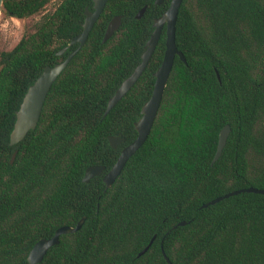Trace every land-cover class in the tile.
<instances>
[{"label": "trees", "instance_id": "trees-1", "mask_svg": "<svg viewBox=\"0 0 264 264\" xmlns=\"http://www.w3.org/2000/svg\"><path fill=\"white\" fill-rule=\"evenodd\" d=\"M154 1H107L50 88L36 128L14 146L9 136L25 92L45 66L76 49L56 56L82 32L92 0H57L11 50L0 51V264H28L37 241L83 217L81 229L60 236L39 264H168L161 246L169 264H264V195L200 208L232 191L264 190V0L182 1L175 45L185 63L174 58L148 138L105 189L103 175L137 136L134 123L163 59L164 30L140 78L103 117L171 0ZM53 2L3 0L2 12L26 20ZM115 16L121 25L102 43ZM225 125L230 134L211 166ZM108 136L124 142L113 150ZM91 166L105 169L83 183Z\"/></svg>", "mask_w": 264, "mask_h": 264}, {"label": "water", "instance_id": "water-1", "mask_svg": "<svg viewBox=\"0 0 264 264\" xmlns=\"http://www.w3.org/2000/svg\"><path fill=\"white\" fill-rule=\"evenodd\" d=\"M107 1L108 0H93V11H90L87 8L85 9V18L82 24V32L77 36L73 37L66 47H63L62 49L57 51L56 56L64 55L67 50L75 44H78L77 48L69 52L67 57L62 62L56 63L53 66H45L40 75L34 81V83L28 87L27 91L24 94L22 102L20 103V106L15 113L16 119L13 125V129L9 136L10 146L17 145L20 141L23 140V138L27 135L28 132L33 131L36 128L45 99L50 88L60 76V74L64 71V69L67 67L68 63L75 56V54L80 50V48L84 46L90 31L92 30L94 24L100 17ZM182 1L183 0H171L168 8L159 17L154 19L153 31L150 35V38L146 42V50L141 55V62L135 67L133 72L126 79L123 80V82L120 84V86L117 88V90L107 102L103 117L107 116V114L112 110V108L128 93V91L140 78V76L148 65V62L159 41L161 32L165 26V51L163 59L160 66L153 74L155 81L152 94L149 100L142 105L140 110V118L134 123V129L137 133V136L131 143L121 149L119 156L116 159V162L104 175L103 183L105 185V189H108L113 185V183L116 181V179L119 177L122 170L124 169L127 161L142 147V145L148 138L161 104L164 90L167 85L170 72L172 70L174 58L178 56L179 59L183 63H185V59L182 53L177 50V47L175 45V26ZM162 2L163 0H155L154 4L159 6L162 4ZM2 3L3 0H0V15L2 10ZM146 8L147 7L144 6L136 14V20L142 18L143 14L146 11ZM120 25L121 17H113L109 21L105 29L102 43L107 42L112 37V35L119 29ZM216 76L218 81L220 82L218 73H216ZM229 134L230 126L225 125L219 132L216 152L210 163L211 166L220 158L222 151L226 145ZM107 140L110 148L113 150L117 149L118 146H120L124 142L123 138L113 136H108ZM14 157L15 153L12 155L11 162L13 161ZM104 169L105 167L103 166H91L87 168L84 172L82 182L88 183L93 178L99 176L104 171ZM242 193H254L264 195V190L249 187L246 189L232 191L201 205L200 208L205 209L209 206L215 205L216 203L222 200L228 199L232 196H236ZM84 222L85 218L83 217L77 222L74 227H60L54 232V235L51 238L41 239L37 241L27 255V263H41L48 250L53 246L58 245L60 236L76 233L81 229ZM186 224L187 222L184 221L179 222L176 226L173 227V229L177 227H183ZM154 239L155 236H153L152 239L149 241L148 245L138 253L137 257H140L148 250L149 246L152 244ZM161 254L165 261L169 264L170 262L167 256L165 255L163 249H161Z\"/></svg>", "mask_w": 264, "mask_h": 264}, {"label": "rangeland", "instance_id": "rangeland-1", "mask_svg": "<svg viewBox=\"0 0 264 264\" xmlns=\"http://www.w3.org/2000/svg\"><path fill=\"white\" fill-rule=\"evenodd\" d=\"M49 5L45 11L31 19L20 20L16 19L10 15H6L1 10L0 15V51H9L11 50L21 39L24 34L25 29L30 25L35 24L42 15L51 11L54 4Z\"/></svg>", "mask_w": 264, "mask_h": 264}, {"label": "flooded vegetation", "instance_id": "flooded-vegetation-1", "mask_svg": "<svg viewBox=\"0 0 264 264\" xmlns=\"http://www.w3.org/2000/svg\"><path fill=\"white\" fill-rule=\"evenodd\" d=\"M86 8H87V7H86ZM86 8H85V9H86ZM87 9H88V8H87ZM88 10H90V9H88ZM90 11H93V0H92V8H91ZM84 12H85V11H84ZM10 16H11V14H10ZM12 17H13V16H12ZM84 18H85V15H84ZM83 22H84V20H83ZM83 22H82V24H83ZM82 24H81V27H82ZM163 30H164V32H165V26H164ZM163 30H162V32H163ZM162 32H161V34H162ZM76 36H77V35H76ZM160 36H161V35H160ZM71 40H72V39H71ZM71 40H70V41H71ZM68 44H69V43H68ZM75 45L78 46V44H75ZM76 48H77V47H76ZM72 51H73V50H72ZM70 52H71V51H70ZM106 173H107V172H106ZM106 173H105V174H106ZM105 174H104V175H105ZM104 175H103V177H104ZM102 181H103V178H102ZM161 249H162V246H161Z\"/></svg>", "mask_w": 264, "mask_h": 264}]
</instances>
